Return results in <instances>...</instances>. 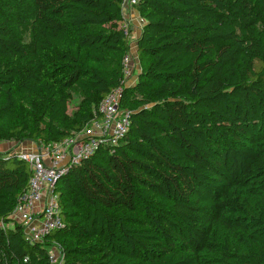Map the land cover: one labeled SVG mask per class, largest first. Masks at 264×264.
Wrapping results in <instances>:
<instances>
[{
	"label": "trees",
	"instance_id": "trees-1",
	"mask_svg": "<svg viewBox=\"0 0 264 264\" xmlns=\"http://www.w3.org/2000/svg\"><path fill=\"white\" fill-rule=\"evenodd\" d=\"M134 9L123 87L122 0H0V140L60 141L118 87L131 112L113 151L59 179L62 227L40 243L9 225L31 172L0 153V264H264V0Z\"/></svg>",
	"mask_w": 264,
	"mask_h": 264
},
{
	"label": "built area",
	"instance_id": "built-area-1",
	"mask_svg": "<svg viewBox=\"0 0 264 264\" xmlns=\"http://www.w3.org/2000/svg\"><path fill=\"white\" fill-rule=\"evenodd\" d=\"M137 0H122V11L134 8ZM141 32L142 24L138 23ZM120 28L130 42V50L122 59L121 86L129 87L137 81L138 57L131 21L123 17ZM122 87L109 93L96 107L93 117L79 132L48 144L30 142L32 148L20 147L13 152L28 165L31 176L28 188L9 216V225H20L30 244H36L62 227L56 185L68 171L95 155L100 149L113 151L129 132L130 111L122 108ZM4 225L0 223V227ZM58 252V250H55ZM59 253V252H58ZM50 254V264L60 258Z\"/></svg>",
	"mask_w": 264,
	"mask_h": 264
},
{
	"label": "rangeland",
	"instance_id": "rangeland-1",
	"mask_svg": "<svg viewBox=\"0 0 264 264\" xmlns=\"http://www.w3.org/2000/svg\"><path fill=\"white\" fill-rule=\"evenodd\" d=\"M140 23L142 24V21H140ZM25 41L27 42L28 41V35L25 36ZM138 65H139V68L137 67V70H140V60L138 58ZM136 79L138 78H135L133 81H136ZM80 102V99L74 95L73 96V99H72V102L71 104L69 105V108H68V112H67V115H68V118H70L72 116V113L74 110H76V106L77 104ZM29 141H24V142H17V141H13V140H0V153L1 154H5V153H13L15 151H17L20 147L22 148H25V147H28V148H32V146L29 145ZM59 252V251H58ZM57 251L53 250V254L55 255H58Z\"/></svg>",
	"mask_w": 264,
	"mask_h": 264
},
{
	"label": "crops",
	"instance_id": "crops-1",
	"mask_svg": "<svg viewBox=\"0 0 264 264\" xmlns=\"http://www.w3.org/2000/svg\"><path fill=\"white\" fill-rule=\"evenodd\" d=\"M123 17L128 18L131 21L133 32L135 35V39L139 38L140 32L138 30V23L141 21V19L138 16V13L135 11L134 8L126 9L122 11ZM137 54V53H136Z\"/></svg>",
	"mask_w": 264,
	"mask_h": 264
}]
</instances>
